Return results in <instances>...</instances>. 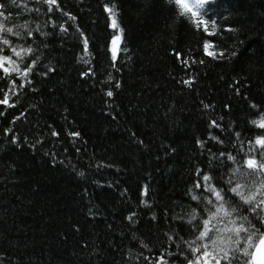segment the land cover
I'll list each match as a JSON object with an SVG mask.
<instances>
[{
    "label": "trees",
    "instance_id": "1",
    "mask_svg": "<svg viewBox=\"0 0 264 264\" xmlns=\"http://www.w3.org/2000/svg\"><path fill=\"white\" fill-rule=\"evenodd\" d=\"M0 4L20 33H0L11 41L0 39V55L32 67L27 77L0 68V264H188L211 207L197 181L207 173L227 191L248 142L264 136L252 123L264 116V0H210L214 36L165 0ZM206 40L236 55L213 58Z\"/></svg>",
    "mask_w": 264,
    "mask_h": 264
},
{
    "label": "snow or ice",
    "instance_id": "2",
    "mask_svg": "<svg viewBox=\"0 0 264 264\" xmlns=\"http://www.w3.org/2000/svg\"><path fill=\"white\" fill-rule=\"evenodd\" d=\"M12 2L16 3V0H12ZM43 2L58 6V0H43ZM165 2L174 8L177 19L184 18L197 29L202 27L203 31L208 35L214 36L217 34V21L208 19L210 0H165ZM4 7L3 4H0V8ZM49 10L51 11V9ZM105 11L111 17V27L119 31V34L112 39V59L115 60L117 57V46L123 36V29L120 28L117 21L119 10L116 4L113 3L111 6L106 4ZM0 17H4V12L0 11ZM210 26L211 31L209 30ZM227 30L235 31L232 28ZM2 32L20 35L19 32H14L12 27H6L3 21H0V33ZM0 39H2L4 45L11 44V41L7 38L0 37ZM83 42L85 48H87V38H84ZM211 46V43L206 40L203 44V49L207 55L213 58L230 59L231 56L236 55L235 51L231 52L229 56H225L226 50H221L218 54L217 52H211L209 51ZM11 50L17 57H22V54L33 53V49L30 47H21L19 51L13 47ZM124 50L127 51L126 48ZM179 55L177 53V56ZM5 62L13 67L11 69L5 67ZM199 62L203 63V60ZM31 63L34 66L36 61L33 60ZM182 63L188 64V61L184 60ZM0 68L3 69L5 74L16 72L24 77H27L32 71V67L27 65L24 69H20L12 57L2 55H0ZM193 79L194 77L189 78L184 83L191 86ZM13 85H15V81H13ZM107 95L112 96L113 93L109 91ZM0 104H9L7 95H5L4 99H0ZM212 123L215 124V121ZM252 123L264 129V116L258 121H252ZM53 135H59V133L53 132ZM69 135L78 137L80 133L72 132ZM237 136H239L238 133ZM248 144L250 146L247 149L245 159L240 163L239 167L232 169V174L224 181L228 185L227 191L223 187L218 188L212 182L213 177L210 174H203L201 179L197 181L195 187L200 188L203 183L206 191L210 194L205 199L207 205H211V207L207 208L208 215L202 220V227L196 236V240H206L207 242L201 243L194 248L192 244L195 241L189 243V249L192 251L194 258L188 260V264H222V262L223 264H264V230H262L264 229V136L256 137L254 141H249ZM257 152H259V158L255 155ZM220 155L224 156V153ZM227 159L233 162L236 161V157L231 154H228ZM241 168L245 169V171L241 172ZM236 173H240L242 177H247L244 183L235 180ZM197 175H200V172ZM147 192L148 189L145 186L144 194L147 195ZM229 193L238 198L240 203L233 202L232 196L228 195ZM192 199L200 200L201 197L193 194ZM242 206H247L248 212L253 214L252 218L241 212ZM134 215L133 213L128 219L132 220ZM196 219V211L193 210L189 223ZM253 219L258 220L259 227L253 223Z\"/></svg>",
    "mask_w": 264,
    "mask_h": 264
}]
</instances>
